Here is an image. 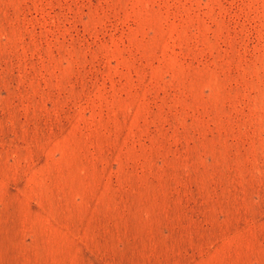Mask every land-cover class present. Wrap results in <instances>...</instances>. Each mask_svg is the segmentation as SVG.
I'll return each mask as SVG.
<instances>
[{"label": "rangeland", "instance_id": "374dc122", "mask_svg": "<svg viewBox=\"0 0 264 264\" xmlns=\"http://www.w3.org/2000/svg\"><path fill=\"white\" fill-rule=\"evenodd\" d=\"M0 264H264V0H0Z\"/></svg>", "mask_w": 264, "mask_h": 264}]
</instances>
